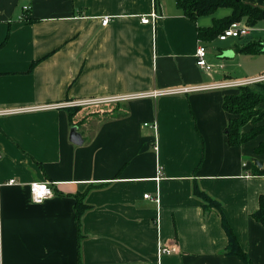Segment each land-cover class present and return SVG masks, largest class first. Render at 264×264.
Masks as SVG:
<instances>
[{
  "label": "crops",
  "instance_id": "1",
  "mask_svg": "<svg viewBox=\"0 0 264 264\" xmlns=\"http://www.w3.org/2000/svg\"><path fill=\"white\" fill-rule=\"evenodd\" d=\"M27 2L0 0V109L144 96L0 115V182L15 180L0 188V264H245L227 254L220 213L205 210L195 184L219 201L252 264H264V226L251 216L264 195L254 163H264L254 151L264 135L229 144L222 99L233 87L162 93L263 76L264 68L231 78L212 67L261 42L257 23L237 21L249 27L246 42L216 62L198 28L230 11L193 20L176 0H30L18 20ZM199 40L208 71L196 64ZM73 128L81 143L70 140ZM33 181L49 182L53 196L34 203ZM76 195L85 204L78 225ZM159 244L175 252L159 255Z\"/></svg>",
  "mask_w": 264,
  "mask_h": 264
},
{
  "label": "trees",
  "instance_id": "2",
  "mask_svg": "<svg viewBox=\"0 0 264 264\" xmlns=\"http://www.w3.org/2000/svg\"><path fill=\"white\" fill-rule=\"evenodd\" d=\"M176 5L185 16L193 20L204 15H210L218 8L230 9L229 15L214 19L211 26L198 28L197 34L203 41L213 40L233 22L244 19L247 25L254 26L258 21L264 19V8L253 6L241 0H176ZM236 50L242 53L258 54L264 52V44L258 40H252V42L248 41L241 47H237ZM261 104H264V80L233 87L231 91L223 95L222 107L229 114L225 134L230 145H240L259 135H264V123H261L264 120V108L259 107ZM249 123L252 126L243 131L242 127ZM254 151L257 154L264 152V140L258 143ZM255 174L264 175V163L261 168H255ZM193 192L201 198L205 210L213 207L219 211L221 224L227 236V254L238 257L245 264H252L241 249L236 235L221 210L219 201L200 190L196 184ZM84 208L85 204L82 197L76 195L75 217L77 225ZM251 216L264 226V195L259 196L258 208Z\"/></svg>",
  "mask_w": 264,
  "mask_h": 264
},
{
  "label": "built area",
  "instance_id": "3",
  "mask_svg": "<svg viewBox=\"0 0 264 264\" xmlns=\"http://www.w3.org/2000/svg\"><path fill=\"white\" fill-rule=\"evenodd\" d=\"M31 9L30 5V0L24 5H22L21 13L18 15L17 19L18 20H25L27 18V14ZM156 18V13L152 12L148 16H142L140 18L142 23H149L151 20ZM110 20L109 16H104L101 18V24L106 25ZM249 34V27L241 24L240 22H233L231 23L227 28H225L221 33L218 34V39L219 40H225L228 37H233V38H242L245 37L246 35ZM206 47L202 44V41L199 40V44L196 49V64L202 69H205L206 71L211 69V65L207 63L206 61ZM264 80V75L256 78H249V79H244L240 81H227L223 83H217V84H212L208 87H203V86H194V87H185L181 89H174L170 91H165L162 93H178V92H189V91H195L203 88H219V87H237L239 85H244V84H251L257 81H263ZM141 96H144L142 94H127V95H116V96H110V97H94V98H86V99H81V100H76V101H70L62 104H50V105H40V106H35V107H21V108H9V109H0V115H9L12 113H17L21 111H26V110H39V109H46V108H52V107H58V106H87V105H95V104H104V103H113V102H118L122 100H128L132 98H139ZM1 157V153H0ZM15 183L14 179H9L5 183L0 182V188L4 184H13ZM29 192H30V197L31 200L34 203H41L45 199L52 197L53 196V189L49 185V182L46 181H33L29 184ZM144 198H151L154 200H158L157 196L152 198L148 193L143 195ZM175 252V248L172 246H165L162 244H159L157 247V253L159 255L161 254H169Z\"/></svg>",
  "mask_w": 264,
  "mask_h": 264
},
{
  "label": "rangeland",
  "instance_id": "4",
  "mask_svg": "<svg viewBox=\"0 0 264 264\" xmlns=\"http://www.w3.org/2000/svg\"><path fill=\"white\" fill-rule=\"evenodd\" d=\"M227 11H230V9L219 8L215 15H221L222 13L224 15ZM207 17V19H209L211 15H208ZM242 23L244 24L243 21ZM251 28L253 32L252 37L261 39L262 44H264V19L258 21L257 24ZM242 40L243 38H229L226 42H219L215 39L213 41H207L208 57H212L214 60H216V62H220L225 58H218V53L228 46L233 47L235 46L234 44L239 45L241 44L240 42H246L245 40ZM250 42H252V40H250ZM227 61V66L223 69H221L218 64H212V67H214L213 70L218 71L220 75L224 73L231 78H240L246 69L247 71H257L261 70V68H264V52L258 54L240 53L234 58L227 59ZM261 73H264V69ZM259 107L264 108V104H261ZM261 123H264V120Z\"/></svg>",
  "mask_w": 264,
  "mask_h": 264
},
{
  "label": "water",
  "instance_id": "5",
  "mask_svg": "<svg viewBox=\"0 0 264 264\" xmlns=\"http://www.w3.org/2000/svg\"><path fill=\"white\" fill-rule=\"evenodd\" d=\"M70 140L74 143H81V137L80 135L76 132L75 128L71 129L70 132ZM254 163L258 168H261L263 163L261 161H258L257 159H254Z\"/></svg>",
  "mask_w": 264,
  "mask_h": 264
}]
</instances>
